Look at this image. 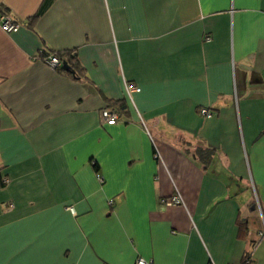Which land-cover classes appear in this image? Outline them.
<instances>
[{
    "label": "crops",
    "instance_id": "crops-1",
    "mask_svg": "<svg viewBox=\"0 0 264 264\" xmlns=\"http://www.w3.org/2000/svg\"><path fill=\"white\" fill-rule=\"evenodd\" d=\"M4 12L20 27L0 25V264H264V0Z\"/></svg>",
    "mask_w": 264,
    "mask_h": 264
},
{
    "label": "built area",
    "instance_id": "built-area-1",
    "mask_svg": "<svg viewBox=\"0 0 264 264\" xmlns=\"http://www.w3.org/2000/svg\"><path fill=\"white\" fill-rule=\"evenodd\" d=\"M0 25L2 27V29L6 32H12L17 30L20 27V24L18 22H16L10 14L8 13H1L0 14ZM44 62H46L50 67L56 69L59 66H61L62 62L60 60V58L58 57V55L56 53H52L49 54L45 57H43ZM127 89L128 92L131 93L132 91H138L140 90V88L135 85L134 83L128 82L127 83ZM200 113L207 116V117H212V112L206 108L203 107L200 110ZM101 116L102 119L104 120V122L106 124H116V122L119 119V114L115 111L112 110L108 107H105L101 110ZM155 156H159L158 153L155 154ZM98 178L101 182L104 181L103 176H101V174L98 173ZM164 203L166 204H183L184 203V199L181 195V193L179 191H177L176 193L172 194L169 197H166L163 199ZM110 202H112V200H110ZM249 262V260L247 261ZM134 264H154L152 259H146L142 256H139L136 258Z\"/></svg>",
    "mask_w": 264,
    "mask_h": 264
},
{
    "label": "trees",
    "instance_id": "trees-1",
    "mask_svg": "<svg viewBox=\"0 0 264 264\" xmlns=\"http://www.w3.org/2000/svg\"><path fill=\"white\" fill-rule=\"evenodd\" d=\"M52 53H56L62 62L61 66L56 68V70H62L65 72H69L76 77L81 76L80 63L76 60L77 56L74 51H70V52L53 51V52H50L49 54H52Z\"/></svg>",
    "mask_w": 264,
    "mask_h": 264
},
{
    "label": "water",
    "instance_id": "water-1",
    "mask_svg": "<svg viewBox=\"0 0 264 264\" xmlns=\"http://www.w3.org/2000/svg\"><path fill=\"white\" fill-rule=\"evenodd\" d=\"M65 64V63H64Z\"/></svg>",
    "mask_w": 264,
    "mask_h": 264
}]
</instances>
